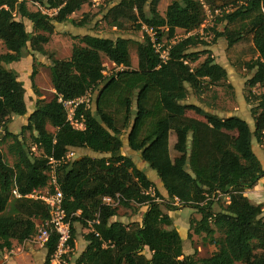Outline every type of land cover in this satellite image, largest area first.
<instances>
[{"label": "trees", "instance_id": "16d2710c", "mask_svg": "<svg viewBox=\"0 0 264 264\" xmlns=\"http://www.w3.org/2000/svg\"><path fill=\"white\" fill-rule=\"evenodd\" d=\"M90 1L0 0V42L7 50L0 55V139H11L8 152L14 158L9 167L0 151V264L2 254L12 250L14 241L23 244L36 234L35 220L42 227L50 219L42 202L26 198L47 187L48 158L62 161L56 174L65 218L70 222V246L73 248L74 224L89 229L84 236L86 249L75 264H264L262 208L252 205L244 196L264 177L251 144L253 139L258 144L264 140V93L254 97L253 132L235 118L219 122L207 115L213 117L211 126L187 117L184 102L189 90L198 92L205 82L217 85L227 79L226 70L210 55L191 67L201 56L190 52L196 45L195 38L188 37L171 46L168 61L162 62L142 33V42L137 45V66L133 68L129 39L82 37L81 46L73 45L69 60L51 61L53 98L49 102L36 100L26 125L22 126V132L34 136L42 156L35 157L20 135L9 133L11 118L25 117L28 108L25 89L16 72L5 66L20 62L27 46L32 53L45 55L44 45L50 42L55 25L69 23L82 28L83 23H75L70 16ZM218 1L173 0L162 16L157 11L159 0H121L104 18L115 29H121L125 23L135 25L138 31L142 26L153 28L162 41L165 32L172 39L177 30L190 33L199 29L205 19L204 7L213 8ZM222 1L236 9L220 22H247L239 31L225 30L216 38H223L232 48L243 41L241 32L249 28L255 53L254 61L248 65L254 71L249 84L264 87V0ZM29 2L42 10H29ZM24 20L30 23L31 33L26 31ZM102 56L121 69L103 76ZM34 78L35 72L30 81L38 96ZM90 89L95 95L92 108L85 110L81 105L75 111V118L81 121L82 117L85 128L75 130L67 122L62 102L79 99ZM232 122L243 128L238 152L223 131ZM124 132L129 150L138 153L140 160L156 173L170 203L177 204L167 207L168 211L190 208L200 215L199 220L189 221L188 236L210 238L216 250L209 257L199 259L196 251L184 254L172 219L155 201V197H160L158 190L121 153ZM170 132L176 134L173 150L181 155L175 161L169 152ZM80 150L92 156L77 158L76 152ZM69 153L73 158L65 159ZM13 188L19 199L12 196ZM219 195L228 196L229 202L213 213L214 205L223 202L215 200ZM104 198L117 200L124 208H145L141 223L128 229L117 221L112 223L118 209L106 205ZM93 221L97 223L89 226ZM216 229L222 232V240L214 239ZM56 245L57 237L51 235L44 246V264H51Z\"/></svg>", "mask_w": 264, "mask_h": 264}, {"label": "rangeland", "instance_id": "374dc122", "mask_svg": "<svg viewBox=\"0 0 264 264\" xmlns=\"http://www.w3.org/2000/svg\"><path fill=\"white\" fill-rule=\"evenodd\" d=\"M121 0H92L86 5H84L80 11L74 13L70 16V19L75 23H83V27H75L72 24L66 23L62 25H55V30L53 35L50 38V42L44 45V50L46 51L45 55L38 53H32L30 51V46L24 51V57L18 63L6 65L5 68L11 71L16 72L18 80L22 83L25 89L24 100L28 108V114L25 117H12L11 123L8 126L9 133L12 135H20L26 146L30 148L31 152L35 157L40 158L42 152L37 149L33 141V135L26 131L22 132V126L26 125V120L29 113L32 112V109L35 105L36 100H41L44 102H49L54 95V90L50 82V73L49 67L51 66V61H64L69 60L71 56V51L73 45L81 46L80 39L84 36L90 35L95 37L102 38H124L130 40L129 52L131 58V65L133 68L137 66V45L142 42L143 34L141 31L136 30V26L130 23H125L121 29H115L109 26L108 20L104 18L111 7L118 4ZM201 1V0H198ZM173 2V0H159L157 5V11L160 15H164L166 8ZM28 8L31 11L42 10L38 4L28 3ZM205 9V19L203 24L196 31L186 33L181 30H177L175 36L172 39H168L166 32L162 36V42L165 45V48L169 47L172 41L176 43L188 37L195 38V47L191 48L190 52L200 53L199 61L195 64H191V67L200 64L207 55H210L215 63L221 65L225 68L227 72V79L224 82H221L217 85H210L208 82L203 84V88L195 92L194 90H189L186 103L188 104V116L201 119L205 117L206 112L218 116L219 122L225 121L224 119L228 115H234L239 117L238 119L246 120L251 122L252 114L251 111L255 107L254 97L264 93V87L256 85L252 87L249 84L250 79L253 76L254 71L248 68V65L252 63L255 59V53L251 43V34L249 28H245L241 33L243 35V41L236 44L232 48H228L226 41L223 38H216L218 33H222L225 30L229 31H239L240 26L246 25L247 21H244L240 24L229 25L224 22H220V19L233 11H235V5L228 3L227 1L219 0L215 3L213 8L204 7ZM48 15H52L50 12H46ZM26 31L31 33L32 28L29 22L24 20ZM7 53L6 48L0 42V55ZM102 63L104 67L105 76L108 77L111 74H114L119 71L118 67L113 65L107 58L102 56ZM35 72L34 86L35 91L38 96H36L32 84L30 81L31 74ZM95 95H92V101ZM206 111V112H204ZM216 113V114H215ZM223 125V124H221ZM242 132L243 128L241 126ZM48 130L53 132L54 130L48 127ZM230 132V137L232 140L233 149L238 148L241 144L242 135L240 133V125H233L228 128ZM126 133L124 132L122 139V149L121 153L125 154V157H129L134 166L137 169H141L138 164L141 163L139 154H133L129 148H125V139ZM2 137V136H1ZM172 136L173 140L176 141V137ZM11 144L10 138H1L0 139V151L3 156L5 164L11 167L14 163L13 156L8 152V148ZM253 144L255 147L256 156L264 161V140L261 144H258L255 139H253ZM175 145V144H174ZM171 158L175 160L181 159V155L171 150ZM131 155V156H130ZM92 156L86 150H80L77 158ZM182 161V160H181ZM180 161V162H181ZM144 173L147 178L154 184L155 188L158 190L160 197H155V201L161 205V210L164 214L170 213L175 219L176 225L179 228V232L184 234V230L181 229L182 226H188V222L191 219L199 220L200 215L190 208H180L179 210L173 212L168 211L167 207H175V203H170V200L167 198L165 191L160 185V181L154 171L149 168L144 169ZM158 186V187H157ZM43 195L45 193L42 192ZM153 196V191L150 192ZM12 200V199H11ZM224 202L214 205L213 213H216L219 210V207L222 206ZM118 215L124 216L127 221V224L124 225L126 229L134 226L135 219L140 216V208L138 209L133 205L132 208H124L121 205H117ZM264 218V215H263ZM140 219V218H139ZM134 221V222H133ZM37 225V230L41 228V223L39 220H35ZM140 222V220H139ZM138 224V223H137ZM212 225V223H211ZM76 238L74 245L78 249H82L84 233H89V229H85L79 224H74ZM215 240H222L223 234L216 229L214 235ZM80 240V241H78ZM186 242L188 244V254H193L194 251H197V258H207L216 250V246L211 242V239L205 235L201 236H186ZM76 243V244H75ZM14 244V254L10 255L8 258L22 259L26 264H44L46 251L42 249L37 244L30 243L29 245ZM4 254H2V260ZM74 254H77L73 250L69 254L67 262L70 264L74 259ZM149 256L148 253H146Z\"/></svg>", "mask_w": 264, "mask_h": 264}, {"label": "built area", "instance_id": "2783aa9c", "mask_svg": "<svg viewBox=\"0 0 264 264\" xmlns=\"http://www.w3.org/2000/svg\"><path fill=\"white\" fill-rule=\"evenodd\" d=\"M141 32L146 35L149 39L150 44L152 45L155 53L159 56V59L162 62H166L169 59V50L171 46L176 44L175 41H172L170 46L165 48L164 43L157 38V32L153 28H148L146 26H142ZM119 70L121 68H118ZM102 75L105 76V72H102ZM110 76V75H109ZM106 77V76H105ZM92 95L93 92L88 90L84 96L74 101L69 102H60L63 103V107L67 113V122L69 125L74 128L75 130L82 131L84 130V123L83 119L78 121L75 118V111L79 106H84L85 110L92 108ZM73 158V154L69 153L66 155L65 159ZM61 160H54L53 158H48V185L45 189L41 191H34L31 195L26 196V198L34 199L42 202L49 211L50 219L45 224L39 228L36 234L31 237L30 240L23 243L24 245L37 244L40 247H44L51 235H55L57 237V245L54 253L51 256V264H68L67 259L69 254L73 252V248L70 246L71 241V228L70 222L66 221L65 213L63 210V195L60 190L58 181H57V174L56 169L61 164ZM44 195L42 192H44ZM11 194L14 198L19 199L20 195L17 193L16 189H11ZM215 200H221L224 203L229 202L228 196L219 195ZM103 202L106 205H112L116 207L118 205V201L114 202L110 198H104ZM177 205V204H176ZM96 221L89 223L91 226L92 224H96Z\"/></svg>", "mask_w": 264, "mask_h": 264}, {"label": "crops", "instance_id": "0c3cea01", "mask_svg": "<svg viewBox=\"0 0 264 264\" xmlns=\"http://www.w3.org/2000/svg\"><path fill=\"white\" fill-rule=\"evenodd\" d=\"M221 66V65H220ZM225 69V68H224ZM54 92V91H53ZM184 104L186 105V106H188V104L186 103V102H184ZM204 112H206V111H204ZM185 113H186V116L187 117H189V118H193V117H190V116H188V109L186 108V111H185ZM216 114V113H215ZM204 115H206L205 117H202L201 119H199V120H201V121H204V122H206L207 124H209V125H211V126H214V120L213 119H211V118H213V117H215L216 119H220L218 116H216V115H214V114H211V113H205ZM207 115H211V116H213V117H211V118H209V117H207ZM231 118H235V119H237V120H240V121H242V122H244V123H246L247 125H248V127L250 128V131L251 132H253L254 131V121H253V119L251 120V122H248V121H244V120H241V119H238L239 117H236V116H234V115H228V116H226L224 119H231ZM194 119H196V118H194ZM198 120V119H197ZM233 125H239V123H237V122H232L231 123V125L230 126H233ZM229 128V127H228ZM223 131L225 132V133H227L228 135H230V132H228V129H223ZM240 133H241V135H242V129H241V126H240ZM172 136H175L176 137V134L174 133V132H170V135H169V152L171 153V150L173 149V147H174V144H176V141L175 140H173V143H172ZM174 137V138H175ZM122 144H123V142H122ZM125 148H127L128 149V144H127V137H126V139H125ZM252 151H253V153L255 154V155H257L256 153H255V147H254V144H253V140H252ZM231 146H232V140H231ZM239 147L238 148H234V150L236 151V152H238L239 150H240V148H241V145L239 144L238 145ZM233 148V147H232ZM261 148H264V146H261ZM77 153V155H78V151L76 152ZM133 154H136V153H134V152H132ZM122 155L123 156H125V154H123L122 153ZM131 156V155H130ZM170 156H171V154H170ZM258 158V157H257ZM264 158V157H263ZM172 159V158H171ZM259 159V158H258ZM173 160V159H172ZM260 160V159H259ZM260 163H261V165H262V169L264 170V161H262V160H260ZM139 165V167L141 168V169H139V170H141L142 172H144L145 170V168L147 169L148 167H147V165L144 163V162H142L141 161V163L140 164H138ZM146 175V174H145ZM148 177V176H147ZM161 185V184H160ZM158 187V186H157ZM244 196L249 200V202L252 204V205H259V206H261V208H262V213H263V215H264V177L260 180V181H258V183L256 184V186L253 188V189H251V190H248V191H246L245 193H244ZM145 208H142L141 210H140V216H138V218L137 219H135L136 221H135V223H141V221H142V218H143V214H144V212H145ZM171 219H172V225H173V227H174V229L178 232V234H179V236H180V238H181V241H182V246H183V252H184V254L185 255H191V254H188V244H187V242H186V236L188 237V230H189V224H188V226L186 227V226H182L181 227V229L182 230H184V234H182L181 232H179V228L177 227V225H176V222H175V219H173V216L170 214V213H168L167 214ZM140 218V219H139ZM126 218L124 217V216H119L118 215V213H117V216L116 217H114L112 220H111V222L113 223V222H119V223H121L122 225H126L127 224V221L125 220ZM139 220H140V222H139ZM134 222V221H133ZM189 223V222H188ZM84 233V236L87 234L86 232H83ZM74 238H76V235H74ZM84 238V237H83ZM78 241H80V240H78ZM74 242H75V239H74ZM76 244V243H75ZM86 246H87V243L85 242V240H83V248L82 249H78V247L76 246V245H74V248H73V250L75 251V252H77V254H74V260L70 263V264H75V262H76V260L81 256V254L85 251V249H86ZM13 248H14V244H13V247H12V250L11 251H9V252H6V255L4 254V256H3V260H2V263L1 264H26V262H24V260H23V258L20 260V259H18L17 258V260L15 259V258H8L10 255H13L14 254V251H13ZM42 249L44 248V250L46 251V249H45V247H41ZM197 252V251H196ZM193 253H195V251L193 252ZM46 256H47V251H46V254H45V259H46ZM44 263H45V260H44Z\"/></svg>", "mask_w": 264, "mask_h": 264}]
</instances>
